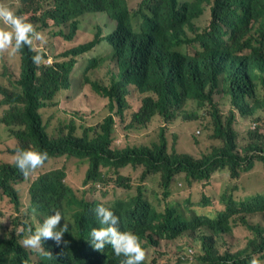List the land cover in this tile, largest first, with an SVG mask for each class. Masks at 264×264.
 Here are the masks:
<instances>
[{
  "label": "trees",
  "instance_id": "1",
  "mask_svg": "<svg viewBox=\"0 0 264 264\" xmlns=\"http://www.w3.org/2000/svg\"><path fill=\"white\" fill-rule=\"evenodd\" d=\"M18 1L21 10L8 7L32 22L46 39L33 41L31 47L25 46L27 55L1 51L7 56L5 61L0 57V80L18 81L11 84V89L0 87L1 106L5 108L0 125L9 130L13 138L46 151L49 163L64 157L77 159L80 170L76 173L51 167L46 172H37L38 181L31 184L29 176L22 174L15 164H0V264H21L22 253L16 234L22 226L25 229L28 225L14 221L5 227L2 219L5 210L12 207L20 210L24 197L33 203L34 211L38 213L47 211L49 214L51 209H63L71 222L69 232L63 237L67 243L61 244V258L55 261L52 255L39 264H121L122 255L116 256L110 245L95 250L89 241L91 229L98 226L93 210L101 203L89 199L87 194H95L97 186L105 182L110 172L116 175L114 183L117 187L129 188L119 174L121 169L129 166L153 172L149 176L160 174L166 186L175 182L174 173L184 174L179 178L181 185L174 192L195 198V206L200 203L203 210H214L211 217L206 216L207 221L179 230V237L196 234L199 230L203 233L197 239L201 250L199 264H204L210 257L216 258L223 250H235L236 231L247 236L245 245L248 248L239 255H264V194L249 196L261 189L249 188L243 201L238 202L236 188L223 189L222 183H214L212 178L219 171H227L232 179H238L251 173L263 161H253L254 156L246 149L245 155L240 153L233 129L236 117L231 114L223 122L207 90L208 86H217L218 76L228 74L234 106L242 116L250 114L247 99L258 93L251 81L264 87V27L258 48H253L251 40L243 41L251 21L264 20V0H192L184 3L183 0H136V11L130 8L128 0H50L49 7L43 11L26 7V0ZM0 3L4 4V0ZM210 6L212 32L197 37L204 53L199 52L195 60L188 61L174 49L189 42L186 35L200 30L196 24L203 17L205 8ZM85 16L103 17L112 24L111 32L102 36L99 29L89 40V32L82 30ZM49 29L61 30L54 34L56 40L62 41L59 54L51 66L45 67L41 63L37 67L32 57L39 48H45ZM227 34L229 40L224 42L223 37ZM39 43L41 47H38ZM245 49H252L250 58L235 56ZM93 51L98 55L97 59L90 55ZM43 56L45 60L47 57ZM83 58L88 59L89 70L98 68L97 80H87L89 90L84 96L91 104L101 105L106 115L97 125L87 127L79 137L75 134L78 130L75 118L67 122L58 120L59 126L52 130L55 117L45 120L37 111L45 102L56 99L59 93L75 91L78 83L73 74ZM115 65L118 73L112 76ZM133 90L142 101L140 114L136 116L140 124L155 116H164L168 125L179 120L187 123L195 118L186 111L188 104L198 109L210 106L215 136L223 145L201 159L186 150L178 138L171 153L167 139L159 140L151 147L113 148L115 119L128 104ZM79 103L70 100L72 106ZM81 121L83 126L87 124V120L81 118ZM82 165H85L83 172ZM233 182L228 175L227 183ZM252 183L264 187V176ZM77 190L83 195L77 197L74 192ZM163 195L169 199L171 189ZM137 203L152 204L139 191L127 203L103 204L120 217L124 206ZM180 213L175 210L177 225H181ZM256 215L261 216L263 223L256 222ZM186 220L183 214V222ZM63 222L62 219L61 224ZM141 264L150 263L144 260Z\"/></svg>",
  "mask_w": 264,
  "mask_h": 264
},
{
  "label": "rangeland",
  "instance_id": "2",
  "mask_svg": "<svg viewBox=\"0 0 264 264\" xmlns=\"http://www.w3.org/2000/svg\"><path fill=\"white\" fill-rule=\"evenodd\" d=\"M26 7L31 9H39L40 11L45 10L50 5V0H26ZM129 6L133 11H136L137 3L136 0H128ZM192 0H183L182 2H191ZM4 4L15 9L21 10L22 5L18 0H4ZM209 7L205 8V13L203 17L197 22V27L200 30H204L208 27L210 22L209 16ZM105 19L109 17L103 14ZM89 16H85L87 18ZM103 17L98 18H87L82 23V30H87L89 32V40L92 39L100 30L102 36H106L112 30V24L109 21H106ZM114 29H115V22ZM59 30L49 29L46 34L48 42L45 46L46 54L51 58L52 63L55 62V56L59 54L58 48L60 47L62 41L56 40L54 37L55 33H58ZM38 47H41V43L38 44ZM106 48L111 51L110 47L106 45ZM197 48H188L186 51L190 55H194ZM101 53V52H100ZM90 55L92 58L97 59L95 51L91 52ZM7 53L0 52V57L3 61L6 60ZM46 63V67H48ZM114 72L112 76H116L118 73L117 66L114 67ZM98 69V68H97ZM97 69L89 70V63L87 58H83L79 61L78 66L73 74V78L77 80L78 86L75 88V91L70 93H59L56 101L57 107H52L46 110L41 111L42 118L45 120L54 116L55 122L52 124V130L59 126L58 120L62 122H67L72 118H75L78 123V130L75 131L77 136H82L87 127H92L97 125L102 121L106 115V111L102 108L101 105L90 103L87 98L84 96L86 90H89L87 86V80H97ZM40 76L42 74L40 73ZM18 80H0V87L11 89V84L15 83ZM255 85L258 87L257 100L264 105V92L261 84ZM132 89V88H131ZM2 96L0 95V120L3 117L5 108L1 106ZM72 101H80L76 106L70 104ZM130 105V110L126 113V118L124 121L115 119V131L113 134V148L122 149L127 146H153L154 143L159 142L160 135L163 132L164 136L167 138L168 142V151L172 152L173 146L176 144L178 138L179 143L186 148V150L192 152L195 155L196 159H201L204 156H207L213 152L215 148L221 147L222 141L215 136L214 130V121L212 118L213 110L210 106H206L203 109H198L193 104H188L186 111L190 115H194L195 118L187 123L182 122L181 120L175 122L173 125H167L163 128L164 124L162 119H155L150 125L146 128H137L129 129L131 123V117L135 111H138L141 106V101L139 95L132 91L130 100H128ZM214 104L216 105L219 118L225 122L232 114V106L230 97L227 91L221 87L219 92L214 97ZM82 119L87 120V124L83 126L81 121ZM255 127V129H254ZM233 129L237 135V146L241 154L245 155L246 152L244 149L252 143L264 142V107L256 110L253 117L250 119H241L238 114L234 121ZM200 132V135L197 133ZM257 135L263 137L258 139L254 137ZM19 149V142L14 139L9 130L5 129L0 125V164H13L14 157ZM255 161L256 153H252ZM55 161L48 163L44 172L48 171L49 168H66L68 171L79 172V165L77 159L69 158H60L54 159ZM260 162V161H259ZM85 169V165L81 166L82 172ZM143 168L133 169L132 167H126L119 171V174L124 178L125 184L129 185V188L126 187H117L114 183L116 175L113 172L107 174L105 182L98 187L95 194L88 193L87 197L89 199H97L100 203H105L114 206L116 203L120 202H129L132 198L136 197L138 194V188L147 187L145 192L146 196L153 205L156 207L158 212H165L166 201L163 195V189L160 185L161 175L155 174L149 176L147 179H142ZM229 179L234 180L233 183H227ZM180 176H185L184 174L179 175L175 182L172 185V196L169 198L168 205L172 206L175 210L182 212L187 218L191 216V211H194L201 215H211L213 209L208 208L203 210L200 207V203L195 206V198H188L184 194H176L174 189L177 186L181 185L179 180ZM264 176V169L260 164L256 165L251 173L243 174L238 179H232L230 174L227 171H219L215 173L212 178L214 183L220 182L223 185V189L231 190L233 188L239 189L241 192V197L248 193L250 189H261L258 190L256 194H264V187H259L258 185L253 184L252 182L258 178ZM32 183V182H31ZM252 183V184H251ZM88 190V189H87ZM211 191V188H209ZM76 196H82L81 190L74 191ZM23 207L20 210H15L13 207L9 210L4 211V216L2 222L5 227H9L10 222H25L28 226H36L41 222V218L28 219L27 213L30 206V201L24 197ZM256 219L262 222L261 216L256 215ZM263 223V222H262ZM23 228V227H21ZM203 233L199 230L196 234H186L180 238L170 241L168 239H160L157 236L153 237L154 241L157 244H150L149 246V263L150 264H184L180 261L179 255L183 252L186 247H193L199 251V242L197 239ZM237 234V246L234 250V253L239 255L243 251L247 250V236L239 231H236ZM147 241V240H146ZM232 245H236V242H231ZM229 251V250H227ZM223 250L221 253H224ZM252 257V256H251ZM250 257V259H251ZM194 264H198L197 262ZM249 264V261H248Z\"/></svg>",
  "mask_w": 264,
  "mask_h": 264
},
{
  "label": "clouds",
  "instance_id": "3",
  "mask_svg": "<svg viewBox=\"0 0 264 264\" xmlns=\"http://www.w3.org/2000/svg\"><path fill=\"white\" fill-rule=\"evenodd\" d=\"M209 16L210 22L206 29L198 30L194 34L186 35L189 42H184L174 49L176 53L180 54L188 61L195 60L199 52H202V54L204 53V49L197 41V37L212 32L213 12L211 6ZM0 24L3 25V27H0V52L10 50L11 54L20 52L21 54L27 55L28 52L24 48L25 46L31 47L33 41H44L46 39L44 33L38 31L32 22L26 20L21 15H17L12 8L2 3H0ZM263 27L264 20H252L249 26V33L243 42L251 40L253 48H258L259 43L261 42L260 32ZM224 31L226 32V29ZM228 40L229 35L227 34L223 37V41L227 42ZM188 48H197L195 54H188L186 51ZM252 52V49H245L242 52L236 53L235 56L240 58H250ZM43 55H46L47 57L45 60ZM30 56L32 57L33 54H30ZM32 60L37 67L41 63H43L45 67L46 63L49 64L48 66L53 64L51 58L46 54L45 48H39L38 52L32 57ZM252 71H255L256 73L259 72L258 70ZM228 81L229 75L222 74L217 77V86L215 88L208 86L207 90L212 101H214V97L219 92L220 88L223 87L230 97L233 109L232 114L235 117L236 114H238L241 119H250L254 116L256 110L264 107V105L257 100V96L254 95V97L247 99L250 114L246 117L242 116L233 104V99L229 90L230 84ZM251 83L258 88L255 85V82L251 81ZM262 88L264 92V87L262 86ZM56 99L45 102L37 113L41 114L42 110L57 107ZM129 110V103L125 104V108L122 110L121 114L119 113L118 119L124 121L126 113ZM139 110L133 113L131 123L128 127L129 129L146 128L157 118L162 119L164 124L163 128L168 125V121L164 116H155L146 123H138L136 116L140 114ZM254 137L258 139L263 138L257 135H254ZM14 139L19 142V149L14 157L13 164L16 165L22 174L29 176L30 182L34 181L36 183L38 181L36 173L43 172L49 163L47 159L48 153L46 151L35 149L32 145L24 144L19 138ZM164 139L167 138L162 132L160 140ZM245 149L251 156H253L252 153H256V159L263 161L261 162L263 166L264 142L252 143ZM253 161H255V159H253ZM150 173L153 172L144 171L142 179H147ZM173 176H176V179L179 176V172L174 173ZM160 185L164 194L172 188L173 183L172 185L168 184V186H166L164 181L161 180ZM138 191L143 197L150 201L145 194L147 187H140L138 188ZM240 192L241 191L236 188L235 197L238 202L243 201ZM164 201H166L167 204L165 212H158L152 201H150L152 204L137 203L124 206L121 210L120 217L111 209V207L106 206L103 203L98 204L93 210L98 226L93 227L90 231L89 241L92 247L95 250H102L106 245H110L116 256L122 255L119 261L121 264H141L144 260L149 262V246L150 244H157L153 237L157 236L160 239L165 238L170 241L176 240L180 238V227H196L199 223L208 220L206 216L211 217L209 215H201L191 211V216L187 218L186 222H183V213L181 212L178 215L181 220V225H177V218L174 216L175 209L168 205L169 199H164ZM27 217L28 219L41 218V222L36 226L32 225L25 229L21 228L16 234L19 250L22 253L21 264H39L45 257H50L52 255H54L55 261L59 260L62 256L61 244L62 242L67 243V241L63 240V237L66 232H69V225L71 224L67 213L59 208L51 209L49 214L47 211L38 213L34 211L33 203L31 202ZM62 219L64 221L63 224H61ZM200 255L201 250L197 251L193 247H186L178 257L184 264H194L196 262L198 263ZM250 257L251 256L237 255L234 253L233 249H226L224 253H220L216 258L210 257L204 264H248V261L249 264H264V255H252L251 259Z\"/></svg>",
  "mask_w": 264,
  "mask_h": 264
}]
</instances>
